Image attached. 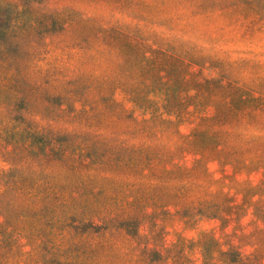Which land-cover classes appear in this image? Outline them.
I'll return each instance as SVG.
<instances>
[{
    "label": "rangeland",
    "instance_id": "1",
    "mask_svg": "<svg viewBox=\"0 0 264 264\" xmlns=\"http://www.w3.org/2000/svg\"><path fill=\"white\" fill-rule=\"evenodd\" d=\"M1 238L0 264H264V0H0Z\"/></svg>",
    "mask_w": 264,
    "mask_h": 264
},
{
    "label": "trees",
    "instance_id": "2",
    "mask_svg": "<svg viewBox=\"0 0 264 264\" xmlns=\"http://www.w3.org/2000/svg\"><path fill=\"white\" fill-rule=\"evenodd\" d=\"M121 224H122V226H124V228H126V229L128 228V227H127V221H122ZM3 240H4V239L1 238V239H0V242L3 241Z\"/></svg>",
    "mask_w": 264,
    "mask_h": 264
}]
</instances>
